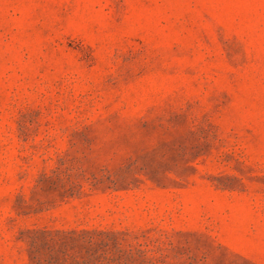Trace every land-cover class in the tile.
<instances>
[{
	"label": "rangeland",
	"instance_id": "1",
	"mask_svg": "<svg viewBox=\"0 0 264 264\" xmlns=\"http://www.w3.org/2000/svg\"><path fill=\"white\" fill-rule=\"evenodd\" d=\"M42 230L65 264H264V0H0V264Z\"/></svg>",
	"mask_w": 264,
	"mask_h": 264
},
{
	"label": "trees",
	"instance_id": "2",
	"mask_svg": "<svg viewBox=\"0 0 264 264\" xmlns=\"http://www.w3.org/2000/svg\"><path fill=\"white\" fill-rule=\"evenodd\" d=\"M40 237L42 238V247H44L45 251V257L39 258L38 260L34 261L32 260V257H30L31 262L27 264H65V259L58 258L57 256L52 255V251H54V248H65L68 243L73 241L75 239V236L73 235H51L49 232L42 230L40 232ZM78 238L79 244L82 245L86 250L90 245L92 244V238L87 236L86 232H82L81 234H78L76 236ZM36 244V241L34 239H31V245ZM34 258V257H33ZM92 256L90 254H87V256L78 262L77 264H91Z\"/></svg>",
	"mask_w": 264,
	"mask_h": 264
}]
</instances>
